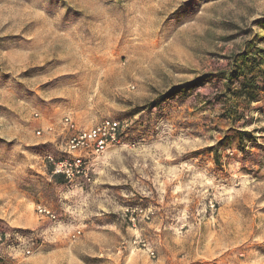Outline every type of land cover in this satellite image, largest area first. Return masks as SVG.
I'll use <instances>...</instances> for the list:
<instances>
[{
  "label": "rangeland",
  "instance_id": "rangeland-1",
  "mask_svg": "<svg viewBox=\"0 0 264 264\" xmlns=\"http://www.w3.org/2000/svg\"><path fill=\"white\" fill-rule=\"evenodd\" d=\"M65 116L128 125L82 187ZM6 230L0 264H264V0H0Z\"/></svg>",
  "mask_w": 264,
  "mask_h": 264
},
{
  "label": "built area",
  "instance_id": "built-area-1",
  "mask_svg": "<svg viewBox=\"0 0 264 264\" xmlns=\"http://www.w3.org/2000/svg\"><path fill=\"white\" fill-rule=\"evenodd\" d=\"M63 130L67 133L65 153L63 158H55L52 155L45 157L51 176H59L64 181V186H79L93 183L94 166L108 150L124 143V134L127 124L117 119H103L89 128H80L70 116L62 119ZM51 130V129H50ZM39 134V132H38ZM214 203L209 202L210 210L214 209ZM38 214L49 220H56V215L49 209L37 206ZM124 219L135 227L140 222H148L153 217V210L140 206L125 208L122 212ZM80 232L77 231V235ZM18 239V237H16ZM0 234V246L3 243ZM132 244L142 251H146L151 258L155 257L148 243L135 238ZM29 253V251H26ZM22 264V263H18Z\"/></svg>",
  "mask_w": 264,
  "mask_h": 264
},
{
  "label": "trees",
  "instance_id": "trees-1",
  "mask_svg": "<svg viewBox=\"0 0 264 264\" xmlns=\"http://www.w3.org/2000/svg\"><path fill=\"white\" fill-rule=\"evenodd\" d=\"M126 136V133L124 134V137ZM54 179H55V182L62 185L64 184V181L61 177L59 176H53ZM24 234L23 232L21 231H16V230H6V231H1V235L3 236V247L5 246H13V244H16L17 243V239H16V234Z\"/></svg>",
  "mask_w": 264,
  "mask_h": 264
},
{
  "label": "crops",
  "instance_id": "crops-1",
  "mask_svg": "<svg viewBox=\"0 0 264 264\" xmlns=\"http://www.w3.org/2000/svg\"><path fill=\"white\" fill-rule=\"evenodd\" d=\"M49 171H50V170H49ZM50 175H51V173H50ZM153 178H154V177H152V181H151V182H153V183H154V180H153ZM151 250H152V249H151Z\"/></svg>",
  "mask_w": 264,
  "mask_h": 264
}]
</instances>
